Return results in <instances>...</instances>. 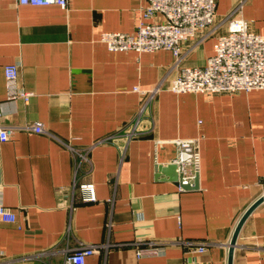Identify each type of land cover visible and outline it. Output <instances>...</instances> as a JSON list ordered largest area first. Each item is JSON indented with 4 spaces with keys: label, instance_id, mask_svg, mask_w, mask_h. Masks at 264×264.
Masks as SVG:
<instances>
[{
    "label": "crops",
    "instance_id": "obj_1",
    "mask_svg": "<svg viewBox=\"0 0 264 264\" xmlns=\"http://www.w3.org/2000/svg\"><path fill=\"white\" fill-rule=\"evenodd\" d=\"M240 1L239 14L264 36V0H216V20ZM144 3L67 0L63 9L0 0V126L15 128L0 140V201L15 214L0 220V264H61L81 244L96 247L84 264L227 263L238 219L264 193V88L175 93L169 50H108L100 33L135 32ZM216 34L182 63L203 66ZM6 64L32 92L27 102L6 97ZM159 81L149 131L95 144L132 121L142 102L134 86ZM176 138L197 141L195 188L179 189L158 169L175 158ZM147 247L159 251L138 255ZM232 264H264V200L244 220Z\"/></svg>",
    "mask_w": 264,
    "mask_h": 264
},
{
    "label": "built area",
    "instance_id": "obj_2",
    "mask_svg": "<svg viewBox=\"0 0 264 264\" xmlns=\"http://www.w3.org/2000/svg\"><path fill=\"white\" fill-rule=\"evenodd\" d=\"M13 1L19 5L29 6L55 4L63 9L67 5V0ZM144 2L135 32L100 33L99 40L108 50L137 52L169 50L172 55V67L177 70V74L170 80L167 89L175 93L195 92L212 95L264 88V36L253 31L248 21L239 14L243 1L219 20L215 18L216 0H144ZM222 24L226 25V30L216 34ZM214 34L216 41L213 53L207 57L203 66L182 63L189 50ZM185 43H189V46L183 50ZM3 74L6 97L27 102L32 92L16 85V64H6ZM161 86L160 81L149 90L134 86L133 91L142 96V102L132 121L114 134L97 140L95 144L112 142L115 136L120 134L130 140L149 131L152 127L151 103ZM29 127L35 132L44 131L41 122H34ZM14 131L15 128L12 126H0V140L10 138ZM173 141L177 146V153L169 164L174 166L178 187L181 189L182 185L192 184L198 174L200 154L195 138H176ZM82 188L89 192L84 196L85 200L95 198L91 184L82 185ZM0 220L6 222L15 220L14 212L1 201ZM196 250L202 252L204 248L198 246ZM95 251L94 245L81 244L64 254L61 264H84L85 258ZM158 251L159 249L155 247L141 248L138 255H150Z\"/></svg>",
    "mask_w": 264,
    "mask_h": 264
},
{
    "label": "water",
    "instance_id": "obj_3",
    "mask_svg": "<svg viewBox=\"0 0 264 264\" xmlns=\"http://www.w3.org/2000/svg\"><path fill=\"white\" fill-rule=\"evenodd\" d=\"M159 170H163V171H170L168 173V176L169 177H172L174 179H176V174H175V171H174V166L173 164H169L168 166L166 167H159L158 168ZM197 181H198V176L196 175L192 181V184H185V185H182V188L184 189H189V188H195L197 186ZM264 200V193L261 194L260 196H258L245 210L244 212L242 213V215L240 216V218L238 219L235 227H234V230H233V233L231 235V238L229 240V243H228V252H227V263L226 264H232V256H233V250H234V246H235V243H236V238H237V235H238V232L244 222V220L247 218V216L252 212V210L254 208H256L262 201Z\"/></svg>",
    "mask_w": 264,
    "mask_h": 264
}]
</instances>
